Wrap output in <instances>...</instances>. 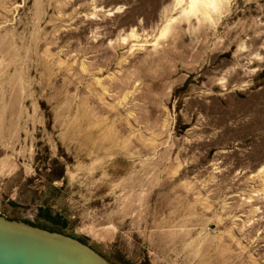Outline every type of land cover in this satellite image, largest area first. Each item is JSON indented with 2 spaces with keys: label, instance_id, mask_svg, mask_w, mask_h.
I'll return each instance as SVG.
<instances>
[{
  "label": "rangeland",
  "instance_id": "374dc122",
  "mask_svg": "<svg viewBox=\"0 0 264 264\" xmlns=\"http://www.w3.org/2000/svg\"><path fill=\"white\" fill-rule=\"evenodd\" d=\"M0 215L264 264V0H0Z\"/></svg>",
  "mask_w": 264,
  "mask_h": 264
},
{
  "label": "water",
  "instance_id": "95a60500",
  "mask_svg": "<svg viewBox=\"0 0 264 264\" xmlns=\"http://www.w3.org/2000/svg\"><path fill=\"white\" fill-rule=\"evenodd\" d=\"M0 264H113L83 241L0 215Z\"/></svg>",
  "mask_w": 264,
  "mask_h": 264
},
{
  "label": "bare ground",
  "instance_id": "6f19581e",
  "mask_svg": "<svg viewBox=\"0 0 264 264\" xmlns=\"http://www.w3.org/2000/svg\"><path fill=\"white\" fill-rule=\"evenodd\" d=\"M195 1H202V0H192V3L195 2ZM207 1V0H206ZM218 2V0H215V3ZM167 29V27H165V30ZM164 30V31H165Z\"/></svg>",
  "mask_w": 264,
  "mask_h": 264
}]
</instances>
